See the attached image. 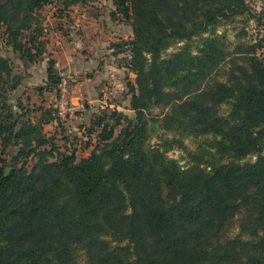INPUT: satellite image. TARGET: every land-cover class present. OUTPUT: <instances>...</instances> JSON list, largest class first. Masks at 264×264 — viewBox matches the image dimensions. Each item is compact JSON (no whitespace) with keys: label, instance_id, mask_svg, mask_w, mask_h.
I'll use <instances>...</instances> for the list:
<instances>
[{"label":"trees","instance_id":"1","mask_svg":"<svg viewBox=\"0 0 264 264\" xmlns=\"http://www.w3.org/2000/svg\"><path fill=\"white\" fill-rule=\"evenodd\" d=\"M61 1L74 4L0 0L4 40L22 61L35 63L46 43L19 35L32 28L36 11ZM114 5L133 18V37L112 47L116 56L127 53L136 76L135 117L110 107L95 116L88 157L78 163L77 149L58 150L56 137L47 138L54 161L28 172L36 122L58 125L61 117L45 111L23 125L0 102L1 147L19 148L10 164L0 159V264H79L81 254L87 264H264V35L234 52L223 37H203L248 14L247 0ZM11 73L0 55V101ZM49 83H60L52 68ZM150 122L164 133L154 150L145 147ZM190 139L204 146L191 151ZM174 150L186 153V166L167 157ZM251 156L257 161L244 163Z\"/></svg>","mask_w":264,"mask_h":264},{"label":"rangeland","instance_id":"2","mask_svg":"<svg viewBox=\"0 0 264 264\" xmlns=\"http://www.w3.org/2000/svg\"><path fill=\"white\" fill-rule=\"evenodd\" d=\"M71 1L74 4H70L69 7L66 6L64 1H61L36 11L29 22L32 28L19 35V39L24 42L31 39L34 34L37 35L39 42L46 43L45 55L35 63L20 59L19 54L11 46H8L4 40L6 28L0 27V55L9 59L12 66L11 75L9 77L5 76L3 79V83L5 82L3 88L5 89V95L0 102H7L11 105L13 112L22 116L19 121L23 125L31 120L35 122L40 119L45 111L49 113L47 118H50V115L56 116V114L61 117V122L58 125L44 124L42 126V124L36 122L35 132L31 135L33 138L32 149L29 150L33 152L30 153L28 162L25 165L28 172L32 171L35 165L43 160L50 163L54 161L50 158L52 150L47 138L53 139L56 137L54 139L58 150L72 151L77 149L78 163L82 158L88 157L92 148L86 149V144L90 142L87 135H89L90 129L94 130L92 127L94 117L99 116L104 109L106 111L107 104L114 102L112 104L115 106L109 109H117L119 113L135 117V113L130 106L132 99L130 89L131 85L135 83L136 76L134 73L129 72L126 67V59H129L127 53L121 52L116 56L114 53H117L118 49L112 47L114 44L123 43V41H128L133 37V18L128 22L122 12L118 13L114 0ZM247 4L248 14L238 17L233 23H221L218 27L211 29L209 33H205L203 37H223L231 52H234L236 45L241 41L255 43L259 35H264V0H247ZM19 19H21L20 15ZM83 26L84 32L89 36H91V33H98V31L107 32L106 36L101 39V45L103 44V47L108 51L105 60L107 64L102 63L103 66H107L106 72L108 73L114 69L119 70L118 75L115 77L110 75L109 78L106 76V78L101 79V82L98 81L104 89V92H101L102 96L106 94L107 96H105L106 98L97 96L98 99L93 103L87 99L80 100L73 97V88L81 82V79H79L78 74L76 76L71 74L74 70H72L68 58L63 53L59 56L54 55L55 52L60 50L63 52L62 49L64 50L67 44H71L77 37L82 35ZM128 33L132 34L131 37H128ZM75 43L78 47L80 38ZM183 45L184 43L172 47L168 50V53L176 51ZM200 45V38H195L192 43L193 51L196 52ZM121 51H127V48L123 47ZM74 67L76 66L74 65ZM49 68L55 71L56 79L60 82L56 87L49 83ZM94 72L91 73V70L87 72L88 78H93ZM102 101H107V103L102 104ZM101 106L105 108L102 109ZM49 110L53 111V114ZM226 111L227 107H223L222 113ZM152 113L156 115L160 113V110L153 109ZM111 121V123L116 122L114 119ZM121 123L123 124V121ZM120 130V127L116 128L115 132L119 134ZM163 134L158 124L150 122L149 139L145 147L148 150H154V146L159 143ZM96 135L97 133L93 135V142H95ZM207 139L212 138L208 137ZM204 143L203 139L186 141V145L191 151H200V146H204ZM18 149V147L11 145L6 147L4 151L0 144V159L10 164L13 158L17 156ZM186 156V153L180 150H174L167 154V157L178 160L182 166L187 164ZM256 161L257 157L251 156L244 163L252 164ZM6 170L10 171L11 168ZM238 233L239 230L235 229L230 236L234 237ZM79 264H87L83 254L79 257Z\"/></svg>","mask_w":264,"mask_h":264},{"label":"crops","instance_id":"3","mask_svg":"<svg viewBox=\"0 0 264 264\" xmlns=\"http://www.w3.org/2000/svg\"><path fill=\"white\" fill-rule=\"evenodd\" d=\"M84 31L85 29L83 26V34L77 37V39H75L71 44H67L64 50L62 49L63 52L60 50L59 52H55L54 55L59 56L63 53V55L68 58L69 65L72 67V70H74L71 74L75 76L78 74L79 79H81V82L76 84L73 88V97L80 100L87 99L93 103V101L98 99L97 96L104 98L107 96V94L102 96L101 92H104V89L98 81L100 80L101 82V79L106 78V76L109 78L110 75L115 77L118 75L119 70L114 69L108 73L106 72L107 66H103L102 63L104 62L105 65L107 64L105 60L107 59L106 55L108 54V51L105 47H103V44L101 45V39L106 36L107 32L98 31V33H91V36H89ZM131 35V33H128V37H131ZM79 38L80 45L77 47L75 42H77ZM53 59L55 58L53 57ZM74 65L76 67L73 68ZM90 70L91 73L95 71L93 73V78H88L87 72ZM103 87L107 89L105 86ZM104 103L106 104L107 101H102V104ZM112 103L107 104L106 107H114L115 105ZM101 108L103 109L105 107L101 106Z\"/></svg>","mask_w":264,"mask_h":264}]
</instances>
